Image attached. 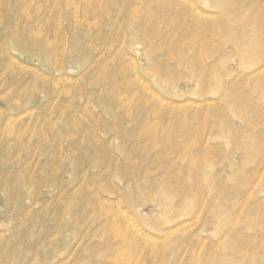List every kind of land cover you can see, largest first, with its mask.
<instances>
[{"label": "rangeland", "instance_id": "1", "mask_svg": "<svg viewBox=\"0 0 264 264\" xmlns=\"http://www.w3.org/2000/svg\"><path fill=\"white\" fill-rule=\"evenodd\" d=\"M0 264H264V0H0Z\"/></svg>", "mask_w": 264, "mask_h": 264}]
</instances>
